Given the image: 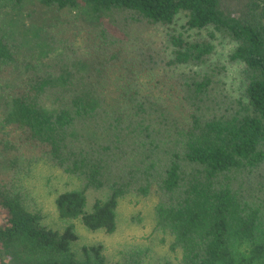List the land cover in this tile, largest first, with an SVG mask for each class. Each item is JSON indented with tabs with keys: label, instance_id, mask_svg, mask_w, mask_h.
<instances>
[{
	"label": "trees",
	"instance_id": "1",
	"mask_svg": "<svg viewBox=\"0 0 264 264\" xmlns=\"http://www.w3.org/2000/svg\"><path fill=\"white\" fill-rule=\"evenodd\" d=\"M37 164L77 184L59 231L21 196ZM146 198L160 264H264V0H0V264H119L72 223Z\"/></svg>",
	"mask_w": 264,
	"mask_h": 264
},
{
	"label": "rangeland",
	"instance_id": "2",
	"mask_svg": "<svg viewBox=\"0 0 264 264\" xmlns=\"http://www.w3.org/2000/svg\"><path fill=\"white\" fill-rule=\"evenodd\" d=\"M28 23L25 22L26 26ZM215 48L219 56L231 49L219 41L215 42ZM233 74L236 75L235 72ZM18 184L27 210L38 212L43 223L53 230H61L66 223L58 218L54 199L64 189L77 187L74 180L48 165L37 164L30 173L21 172ZM101 195L95 191L87 192L86 209L89 210L94 199ZM152 203L151 198L122 200L117 210V227L112 234L89 232L78 222H73L78 239L71 245L72 252L79 257L83 245L101 244L108 263L123 264L130 252L149 248L145 260L149 264H160L161 257L167 251L168 240L154 230ZM162 239L163 243L160 242Z\"/></svg>",
	"mask_w": 264,
	"mask_h": 264
}]
</instances>
